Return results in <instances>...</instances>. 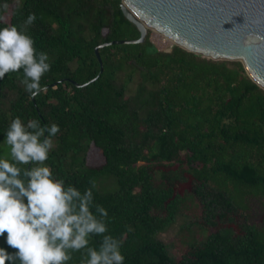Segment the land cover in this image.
Masks as SVG:
<instances>
[{
    "label": "trees",
    "instance_id": "16d2710c",
    "mask_svg": "<svg viewBox=\"0 0 264 264\" xmlns=\"http://www.w3.org/2000/svg\"><path fill=\"white\" fill-rule=\"evenodd\" d=\"M120 1L19 0L16 8L17 0H0L10 5L0 27L19 30L35 13L27 34L50 63L36 97L22 70L0 79V158L11 159L13 118L55 123L45 164L81 193L95 181L123 264H264V90L239 61L175 44L162 50L149 32L110 43L140 34ZM180 218L171 238L158 236ZM6 235L0 247L12 253ZM101 239L91 236L89 247ZM85 253L71 252L67 264Z\"/></svg>",
    "mask_w": 264,
    "mask_h": 264
},
{
    "label": "clouds",
    "instance_id": "9594fccd",
    "mask_svg": "<svg viewBox=\"0 0 264 264\" xmlns=\"http://www.w3.org/2000/svg\"><path fill=\"white\" fill-rule=\"evenodd\" d=\"M20 6L17 0L16 8ZM9 8L7 2L0 5L5 13ZM36 19L29 13L19 30L11 24L0 27V79L22 70L21 83L32 97L44 91L40 81L50 71L47 53L37 52L27 34ZM59 132L55 123L42 126L32 119L25 125L19 117L6 130L11 159L0 158V236L6 233V244L15 251L0 247V264H67L70 253L81 249H86L81 264H123V242L106 234L108 212L94 201L95 181L81 193L54 178L45 164ZM93 235L102 237L98 249L89 247Z\"/></svg>",
    "mask_w": 264,
    "mask_h": 264
},
{
    "label": "water",
    "instance_id": "95a60500",
    "mask_svg": "<svg viewBox=\"0 0 264 264\" xmlns=\"http://www.w3.org/2000/svg\"><path fill=\"white\" fill-rule=\"evenodd\" d=\"M120 8L140 34L110 43L141 42L157 30L187 51L239 61L264 90V0H121Z\"/></svg>",
    "mask_w": 264,
    "mask_h": 264
},
{
    "label": "rangeland",
    "instance_id": "374dc122",
    "mask_svg": "<svg viewBox=\"0 0 264 264\" xmlns=\"http://www.w3.org/2000/svg\"><path fill=\"white\" fill-rule=\"evenodd\" d=\"M149 32V39L150 41L159 49L162 50H169L170 47L173 45V43L171 42V40H166L165 37L158 33L155 32L152 29H148ZM90 160L89 163L91 164H98L101 161V155L96 151L93 150L91 151L90 154ZM186 186V184H182L180 185L177 190L181 191V189ZM185 219L180 218V219H175V221L173 223H171L165 230L161 231L160 233H158L159 237L165 238L166 240L167 237L171 238L172 234L174 233V231L178 228L179 224L181 223V221H184Z\"/></svg>",
    "mask_w": 264,
    "mask_h": 264
},
{
    "label": "bare ground",
    "instance_id": "6f19581e",
    "mask_svg": "<svg viewBox=\"0 0 264 264\" xmlns=\"http://www.w3.org/2000/svg\"><path fill=\"white\" fill-rule=\"evenodd\" d=\"M153 30V29H152ZM155 32H158V33H160V34H162L164 37H165V39L166 40H171V42L173 43V40L171 39V38H169L168 36H166L165 34H163L162 32H159V31H157V30H154Z\"/></svg>",
    "mask_w": 264,
    "mask_h": 264
}]
</instances>
